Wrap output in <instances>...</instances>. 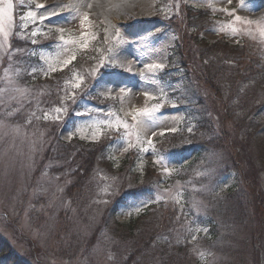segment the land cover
Returning <instances> with one entry per match:
<instances>
[{"label":"rangeland","instance_id":"rangeland-1","mask_svg":"<svg viewBox=\"0 0 264 264\" xmlns=\"http://www.w3.org/2000/svg\"><path fill=\"white\" fill-rule=\"evenodd\" d=\"M134 1L135 6L117 1L118 9L113 12L106 1L104 7L89 8L79 0H32L28 11L35 12L36 19H20L24 28L40 23L64 35L72 33L50 50L40 51L37 62L43 69L37 70L32 62L21 67L18 56L23 57L24 52L10 48L13 37H19L15 27L7 37L0 33V253L4 250L8 255L7 261L0 256V264H164L163 242L170 240L163 236L165 229L178 241L197 243L190 253L174 255L179 264H264V75L254 76L256 87L250 85L248 73L254 72L251 69L256 63L248 64L213 48L228 49L221 42L224 35L228 43L243 46L264 62V0H161L162 15L156 10L159 0ZM37 4L45 8H37ZM186 6L209 9L222 20L203 28L188 25ZM46 10L55 14L41 21ZM84 13L90 24H82ZM236 16L252 23L236 21ZM172 19L176 28L156 34ZM102 24L112 48L109 64L114 67L106 69L109 74L105 75L102 69L108 53L101 47L98 31ZM85 32L89 36L95 33L96 38L82 45ZM191 35L193 40L188 42ZM82 50L90 51L96 60L88 73L71 79L39 78L63 73ZM178 50L183 70L174 78L171 73ZM65 60L70 63L65 65ZM232 60L244 68L229 62ZM167 63L169 70L162 79L165 72L159 73ZM216 66L227 69L220 78L214 76ZM185 72L187 84L182 77ZM87 76L94 87L88 96L104 99L108 107L82 97L89 85ZM37 97L47 100V109H40ZM190 101L191 108H184ZM146 109L150 116L143 115ZM187 117L214 123L215 135L225 133L232 141L228 150L236 153L233 167L240 170L242 182L235 181V172L219 177L216 170L224 161L208 153L193 169L198 178L193 180L188 198L175 180L166 186L152 174L148 186L113 215L111 206L127 192L128 185L139 188L148 178L145 167L156 163L167 174L174 172L173 152L163 148L183 150L207 143L201 132L164 136L178 132ZM76 138L106 144V155L117 172L108 174L100 155H93L94 163L86 172L79 161L87 154L74 146ZM143 139L148 142L138 150L136 162L127 159ZM66 163L72 172L67 171ZM201 176L211 180L202 182ZM75 190L80 200L74 196L72 202L68 195H77ZM146 190L149 192H142ZM227 192L244 193V206L238 202L240 198L228 194L225 198ZM146 209L154 229L147 226L140 232V240L147 242L136 248L135 254L140 256L133 263L128 253L134 251L135 245H131L136 241L124 242L120 237L124 232L123 237L129 239L123 226H129ZM210 210L220 221L216 246L199 243L208 234Z\"/></svg>","mask_w":264,"mask_h":264},{"label":"trees","instance_id":"trees-1","mask_svg":"<svg viewBox=\"0 0 264 264\" xmlns=\"http://www.w3.org/2000/svg\"><path fill=\"white\" fill-rule=\"evenodd\" d=\"M185 13V19H186V22L188 25H192L194 27H200V28H203V27H209V26H212L214 25V23L212 22L211 20V17L210 15L204 13V12H200V11H194L193 9L191 8H187V11L184 12ZM167 26H169L171 29L172 28H176L177 27V24L174 22V20H170V23L167 24ZM193 40V35L189 36L188 37V42L192 41ZM23 39L21 38H17V39H14L12 42H13V45L12 46V51L15 50H18V49H21L23 48L21 46V44H23ZM225 44V43H224ZM202 45V44H200ZM225 46L229 49H225L223 46H219L218 47H213L215 49V51H217V48L218 49H221L222 51H225L226 53L228 54H234L236 55L235 56V59H239V60H244L246 61V63L248 64H255V67L253 66L252 67V71L254 70L253 73H248L249 74V80H251L250 82V85H254V87H256V80L254 78V76H261V74L264 75V66L260 65V60L258 58H256L254 55L252 56L250 53H248V51H245L246 49L244 48H238V47H233V46H229L228 44H225ZM211 50V49H210ZM209 50V52H210ZM244 50V51H242ZM177 56H178V62H179V66L182 65V59H181V56H180V51L178 50L176 52ZM20 59L22 58L21 56H18ZM11 60H12V57H11ZM229 62H237L236 64L240 63L239 61H229ZM20 65L21 67L23 68V63L20 61ZM239 65V68L240 69H243L244 66L243 65ZM247 67V66H246ZM259 67H261V69H259ZM218 72L214 75L218 78L222 77L223 74L225 73V71L227 70L225 67L223 66H220V68H218L217 66L215 67ZM179 69V68H178ZM172 76V75H171ZM174 77V75L172 76ZM186 84L188 83V77H187V73L185 72L184 73V76H183ZM38 83H43L42 81L41 82H38ZM252 87V88H254ZM218 97V96H217ZM192 101V100H191ZM191 101L188 105L185 106V108H191L192 104H191ZM36 102H40V109L42 107H45V109H47L48 105H47V100L45 99H39L37 97L36 99ZM195 103V101H194ZM253 104V103H252ZM251 104V105H252ZM250 105V104H249ZM196 106H198V104L196 103ZM195 106V107H196ZM252 111H255L253 109H251ZM208 120L206 119H195V122L196 124L198 125V130L201 132V134L205 135L207 139V143H199L197 144L196 146H199L201 147V150H199V153L197 154L196 156V159L194 160L195 163L197 161H199L201 158H204V155L205 154H208L210 153L211 156L213 155V153L216 155V157H218L219 159H221L222 161L224 162H220L221 164H219L216 172H219V175L221 174H225L226 172H229L231 170H234V165H235V161H236V157L235 154L231 153L230 150H228V147H229V142H232L230 140H228L226 138V136L224 137L223 134H220L218 133V135H215V129H213V125L214 123L212 122H207ZM221 135V136H220ZM220 136V137H218ZM215 137H218V138H215ZM206 142V141H205ZM237 145L242 149L243 148V145L242 143H237ZM74 146H78L80 148V151L81 152H85V154H87L85 157H82L81 160L79 161V164L82 165L84 164L85 166V171L87 172L89 170V167L90 164H93V159L95 158L93 155H100L101 157V161H103V165L106 167V171L108 170V166H107V163L104 161L106 160L107 158V155H106V150H105V147L107 146L106 144H100V143H97L96 144H83L81 142H78L76 141V144ZM207 149H209L207 151ZM243 151V149H242ZM90 154H92V157L90 156ZM264 157V156H263ZM189 166H192V164H190ZM188 166V167H189ZM65 168H67V171L69 172H72L73 171V168L68 166V164L66 163L65 164ZM190 168V167H189ZM237 173H238V176H237V181L238 182H242L241 179H243V176L241 175V172L240 170H235ZM147 174H148V178L145 180V182L142 184V186H140L139 188L137 186H134V184H131V185H128L127 187V193L130 194L131 196H138L137 191L141 190L142 188H146L148 186V183H149V177L152 176V174H154L153 172L151 171H147ZM157 177V175H156ZM203 177V176H201ZM196 178H198V176H196V174H190L188 172L184 173L183 175H180L178 176L177 178H175V183H178L180 184V187L182 188L183 190V194L185 195L186 198H188V196L190 195L189 194V190L191 189L192 187V184L193 183V179L195 180ZM160 180V179H159ZM206 180H211L209 177H206L204 176L203 179L201 180L202 182L203 181H206ZM137 181L135 178H134V182ZM166 183L168 184H174V177L167 180ZM130 190V191H129ZM69 191H74L72 189H70ZM76 191V190H75ZM77 192V191H76ZM123 194V193H122ZM120 196V198H118V201L116 202V204H114V206H111V211L113 212L112 214L115 215V212L118 210V204L121 202H124L125 201V197L124 196ZM74 196H75V199L76 200H80V195H79V192H77V195H72L71 193L68 195V199L72 200V202L75 201L74 199ZM225 198L227 197V195H224ZM228 196L230 197H234V198H240L241 201H239L238 199V202H240L241 206H244V202L245 201V198H246V195L244 193H239L238 194H228ZM220 197V196H217V198ZM259 198L262 200L263 199V195L262 194H259ZM77 201V202H78ZM150 212L149 210H146L143 212V214H141L140 218L137 219L136 221H134L132 223V225L128 226L127 227V230L129 231V239H126L124 238V232H122V236L120 237V240L124 241V242H127L129 240H132V241H136L134 244H132L131 246H134L135 245V248H134V251H130L128 254H129V257L128 259L131 260V262L133 263H137L138 260L137 258L140 256V254H135V250L136 248H139L140 246L139 245H145V243L147 242V240H140V232H143L144 230V227H147V226H151L150 225V222L148 221L147 219V215H149ZM210 214H211V218L212 219L210 222H209V225L212 226L211 227V231L210 233L208 234L207 237L201 239V241L199 243H204L209 245V246H216V244L218 243V239H219V230L218 229V225H217V222L219 221L218 219H216V217H218V214L216 212H214L213 210H210ZM220 222V221H219ZM106 227L108 226V224L105 225ZM121 230V228H118ZM118 229L115 230L118 232ZM152 229H154V227H152ZM163 236H166V237H169L170 240H166L163 242V248H165L166 250V254H165V262L164 264H179V261L178 259H175L174 258V255L179 252L181 253L182 255H186L187 253H190V248H193V244H189V243H185L183 242L182 240L178 241V239H174L173 237V234L170 233L169 230L165 229L163 231ZM140 240V241H139ZM130 246V247H131ZM215 250V249H214ZM5 255V254H4ZM192 258V257H191ZM194 263H195V260L194 258H192Z\"/></svg>","mask_w":264,"mask_h":264},{"label":"snow or ice","instance_id":"snow-or-ice-1","mask_svg":"<svg viewBox=\"0 0 264 264\" xmlns=\"http://www.w3.org/2000/svg\"><path fill=\"white\" fill-rule=\"evenodd\" d=\"M230 2V0H229ZM87 7H91L90 4L86 5ZM37 8H45V5L43 4H37L36 5ZM55 11L54 10H46L41 16L40 19L41 21H43L44 19H47L49 15H54ZM230 15H234V13H229ZM36 19V13L33 11H28L26 16H22L21 20H35ZM236 21H241V18L239 16L235 17ZM241 23H247V24H251V21H241ZM82 24L87 25L90 24V20H89V16L87 13L83 14L82 17ZM15 27L14 24V4H13V0H0V33H3L5 35V37L8 36L9 31ZM33 35H35V33H33ZM63 39V37H61ZM90 39H95L96 38V34L95 33H91V35L89 36V34L87 32L84 33L83 35V40H82V45L86 44L87 41ZM34 42V41H33ZM69 43H74L72 41H70ZM71 59H75V57L73 56ZM68 63H70V60H65L64 64L67 65ZM154 67H161L160 65H155ZM76 87H79V84L76 85ZM60 109H57V112H59ZM76 115H80L79 112L76 113ZM143 115L145 116H150V112L146 109L143 113ZM133 119H135V117H133ZM121 123L120 121H117V124ZM125 128L128 127L127 124L124 125ZM191 131V130H190ZM139 139V137H137ZM150 143V142H149Z\"/></svg>","mask_w":264,"mask_h":264},{"label":"bare ground","instance_id":"bare-ground-1","mask_svg":"<svg viewBox=\"0 0 264 264\" xmlns=\"http://www.w3.org/2000/svg\"><path fill=\"white\" fill-rule=\"evenodd\" d=\"M79 1H84L86 3V5L90 4V5H93L95 7H104L106 6L105 5V1L107 2V6H111L112 7V11H117L118 9V6L116 5V2L119 1V0H79ZM122 2L125 4V5H129V6H133L136 2L134 0H121V4L122 5ZM135 6V5H134Z\"/></svg>","mask_w":264,"mask_h":264}]
</instances>
